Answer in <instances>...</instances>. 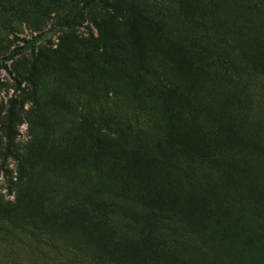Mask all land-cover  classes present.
<instances>
[{"label":"rangeland","instance_id":"obj_1","mask_svg":"<svg viewBox=\"0 0 264 264\" xmlns=\"http://www.w3.org/2000/svg\"><path fill=\"white\" fill-rule=\"evenodd\" d=\"M101 1L0 0V264H264V0Z\"/></svg>","mask_w":264,"mask_h":264},{"label":"trees","instance_id":"obj_2","mask_svg":"<svg viewBox=\"0 0 264 264\" xmlns=\"http://www.w3.org/2000/svg\"><path fill=\"white\" fill-rule=\"evenodd\" d=\"M99 6H101L104 10H116V7L114 4H110L108 2H103L101 0H97ZM126 12H131V11H126ZM62 26L66 27V25ZM136 26H145L142 20H137L136 21ZM86 31L88 32L89 36L91 39L94 40V34L93 31L89 28V27H85ZM56 32L55 29H52L51 31L48 32L49 33H53ZM39 38H43V39H47L46 35H41L38 36L36 38H32L29 41L26 40H21V42L23 43V46L20 48H17L15 50H13L8 56H6L5 58L0 60V69L4 70L8 73H10L9 68H8V63L14 61L17 57H19L20 55H22L26 50L31 49L32 53L35 50V44L37 43V41L39 40ZM129 39L131 41H140L142 39V35L141 36H137V33H133L131 30H128V32H126L125 34V39ZM169 44V43H168ZM171 45V44H169ZM173 47V45H171ZM171 50V49H170ZM177 52H175L174 50H171V53L167 56V58L169 57H177L178 55L185 54L184 52H182L181 50H176ZM146 53V49H145V45H144V41L142 42L141 46L138 47L137 53H136V59H132L130 61V64L133 68L138 69V68H142V66H138L140 64L139 62V57L142 61V63L144 62V56ZM191 54L188 57L186 54L183 57L182 64L187 65V67L189 69H195L194 64L192 63V59H191ZM198 56H203V55H209L210 54V48H205L203 46H199L197 48V53H195ZM185 58V60H184ZM170 59H174V58H170ZM186 61V64H185ZM211 62H206L202 65V68L204 69V65H210ZM218 63V62H217ZM180 66L179 62L176 64L175 69H177ZM208 69V66H207ZM208 72V71H207ZM14 81L16 82L17 85V89L15 94H17L20 91V84L18 83V81L16 79H14ZM161 88L164 89L165 91H167V89L171 88V85L169 84H162ZM17 108H18V102H17V98L16 96H14L10 102H9V107H8V111H7V115H6V125L4 127V132H5V138H6V152L4 155V163L7 162L13 154V149H14V143L15 140L17 139V137L20 136V133L17 129V127L19 126V116L17 114ZM138 116H145L144 112H141L140 110L138 111ZM162 127L164 128V132H165V138L160 142L159 144V150H160V155H162V157H164V155L167 153L168 150V146H171L173 144L174 138L176 136L175 133L177 132L174 127H172V125L168 122H165L164 124H161ZM144 130L142 129V132ZM174 136V138H173ZM170 193H166L164 195H159L157 198L158 199H164L163 203H166L168 200L170 199ZM172 199V198H171ZM172 201L175 203H177L174 198L172 199ZM216 201V200H215ZM217 203V201H216ZM200 206L202 209V214L203 217H205V215H211L212 214V207L214 206V204L212 203V201L210 199L204 198L201 202H200ZM206 218V217H205ZM258 219H263L262 216H259ZM170 241H172L174 238L173 236H170Z\"/></svg>","mask_w":264,"mask_h":264}]
</instances>
